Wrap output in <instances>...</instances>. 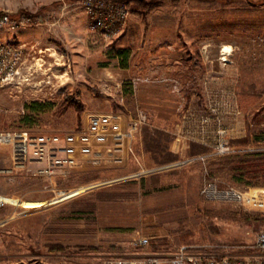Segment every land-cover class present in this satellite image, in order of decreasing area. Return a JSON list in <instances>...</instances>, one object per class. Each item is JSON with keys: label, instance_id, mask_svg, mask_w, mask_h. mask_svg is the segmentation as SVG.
Listing matches in <instances>:
<instances>
[{"label": "rangeland", "instance_id": "rangeland-1", "mask_svg": "<svg viewBox=\"0 0 264 264\" xmlns=\"http://www.w3.org/2000/svg\"><path fill=\"white\" fill-rule=\"evenodd\" d=\"M18 1L0 0V12ZM77 1L54 0L42 9L45 23L29 27L37 37L26 41L33 46L23 65L26 79L1 87L19 103L18 113L0 117V130L64 133L85 126L89 113L108 112L120 113L125 126L137 109L146 113L147 124L116 154L121 158L117 162L105 158L95 164L89 159L78 168L45 177L1 172L10 160L1 161L0 196L14 203L0 202V264H76L141 257L158 250L168 256L174 244L158 246V238L151 239L160 234L165 240L187 234L218 245L250 243L264 229V211L204 201L200 189L211 178L219 186L259 194L264 191V174L235 181L226 169L216 170L222 157L207 160V172L201 161H183L220 142L237 150L232 155L264 152V0H144L150 5L127 7L128 18L111 38L90 29ZM168 48L192 50L195 58L202 53L215 69L220 60L236 58L240 103H229L232 95L227 90L199 88L203 81L195 75L193 90L186 93L183 88L176 94L180 99L193 94V103L177 125L155 120L154 113L169 110L172 104L164 102L167 90L138 85L139 53ZM118 49L128 50V56L120 57ZM222 49L228 54L220 55ZM65 97L82 102L81 110L66 103ZM179 106L184 108L185 102ZM155 125L167 130L156 131ZM180 139L188 145L181 160L169 151ZM164 164L172 165L142 174L183 167L199 179L129 176ZM248 181L257 186H246ZM185 196L189 201L182 200ZM140 236L149 237L147 245L136 243Z\"/></svg>", "mask_w": 264, "mask_h": 264}, {"label": "built area", "instance_id": "built-area-1", "mask_svg": "<svg viewBox=\"0 0 264 264\" xmlns=\"http://www.w3.org/2000/svg\"><path fill=\"white\" fill-rule=\"evenodd\" d=\"M88 17L89 27L104 38L114 37L119 33L129 15L123 3L111 0H78ZM45 23L38 13H22L12 16L9 11L0 12V31H17L24 27H36ZM33 46L25 42L8 39L0 41V88L18 80H25L22 75L26 56ZM147 115L137 109L133 118L122 124V115L118 112L89 113L86 125L64 133L32 134L24 129L0 130V146L10 151V165L1 172L10 174L14 171L31 172L34 175L50 177L59 172L82 166L85 160L101 163L105 158L119 161L116 155L124 145L129 144L147 124ZM233 146V145H232ZM130 150V146H128ZM237 150L227 142L217 143L214 149L185 159L183 162L201 161L204 171L205 163L210 158L232 155ZM178 164V163H175ZM35 165V167H33ZM172 165V164H171ZM170 165V166H171ZM136 172L139 176L143 172ZM146 174V173H145ZM143 175V174H142ZM264 191L254 193L243 191L234 186H219L214 179H206L200 189V195L207 202H229L249 210L264 211ZM149 237L140 236L136 243L145 246ZM261 254L250 257L223 254L225 245L179 246L167 259L146 255L143 257H109L76 264H264V229L259 230L252 245ZM8 264H47L33 261L31 263L12 262Z\"/></svg>", "mask_w": 264, "mask_h": 264}, {"label": "crops", "instance_id": "crops-1", "mask_svg": "<svg viewBox=\"0 0 264 264\" xmlns=\"http://www.w3.org/2000/svg\"><path fill=\"white\" fill-rule=\"evenodd\" d=\"M53 1L54 0H21L18 1L16 4H9L10 11L8 9L4 11L11 12V15L14 17L19 16L22 13H28V12L38 13L42 15L44 14L42 9L49 7V5L53 3ZM35 37H37L36 33L32 29H29V27H24L14 32L5 31V30L0 31V41L12 39L15 40L16 42L28 43L26 42L28 39H33ZM226 52L222 49L219 51V54L226 55L228 54ZM29 54L30 51H28L27 56ZM139 54H140L139 55L140 60L137 68V73H138L137 75L139 82L138 85L143 88L153 86L156 89L157 88L161 89L163 93H165V91L167 90L166 94L169 96V98L166 99V101L164 102L172 104V108H169V110H167L164 107L163 108L164 111L161 110L160 113H154L153 117L155 120L169 121L170 124L177 125V122L180 121L186 114V111L188 109L187 105L193 103V94H189V97H187L186 99H184V97H181L180 99L177 95L179 93V90L181 89L183 90V88H185L186 93H189L188 89L193 90L195 75L198 77L196 79H200L201 81H203V84L198 83L199 88L201 86L207 85L209 89L219 88V89H223V91L227 90L232 95V98H228L229 99L228 102L234 104H237L239 102L238 96L240 93L239 91L240 88L239 85H237L238 61L236 60V58L229 59V61L225 63H223L220 60L219 65L216 66L217 68L215 69L214 64L211 63L210 60L206 61L202 53L200 54V58L199 57L195 58L194 51L187 49L185 50H178L174 48L161 49L160 51H157L154 54H151L149 50H144ZM152 55L153 58L150 59V56ZM157 102L158 104L162 103V101H158V100ZM184 102L186 106L181 109L179 105H181V103L183 104ZM18 104L19 103H15L14 101H12V99L8 98V93L5 88H0V110L2 108L4 109L3 113L0 112V117L13 116L12 114H14V112L18 113V110L16 109V107H18ZM238 112H239V118H241L242 113L240 110ZM229 114L231 113L229 112ZM233 114L234 116L237 115L236 112H234ZM149 116H151L150 113ZM163 125H165V123ZM163 125L160 126L155 125L154 129L156 131L167 130V128H165ZM1 130H8V129H1ZM176 131H174V133ZM185 131L187 132V130ZM169 151L172 152L175 159L176 158L180 159L184 157V154L188 151V145L184 140L181 139L175 140L174 142H172V144H170ZM9 160H10L9 148L6 146H0V162L9 161ZM169 165L164 164L159 167L153 166L150 168L158 169V170L167 169L169 168L168 167ZM33 166L35 167V165ZM140 166L143 165L140 164ZM170 170L168 173L167 171H161V172L152 173L150 175L144 174L142 175V177L138 179H199V175H196L192 171V169L179 167ZM134 174L135 173H131L129 174V176H132ZM187 198L188 197L185 196L183 197L182 200L189 201ZM1 201L10 204L14 203L13 199L0 196V202ZM26 207L35 208L37 207V205L36 206L26 205ZM165 237L166 235L160 234V235L152 236L151 239L158 238V240L155 241L157 242L158 246L167 244L168 242L173 243L174 244L173 247L175 249L174 251H176V249L182 245L197 246V247L200 245L201 246L218 245V244H214L212 240H210L209 238L208 240H197V239H193L194 237L187 234H184L178 238L175 237L173 239L170 238L166 240L163 239ZM254 239L255 236L253 237L251 242L246 245H238L236 243H224L222 245H225V248L221 249L222 251L220 252H222L223 254H229L232 256H240V257H250V256L259 255L261 253L252 247L254 243ZM174 251L172 253H169L168 256H166L165 254L162 255L159 250L157 251L158 253L152 252L149 255L155 256L158 254L160 255V257L163 256L164 259H167L174 253ZM135 254L141 255V253H135Z\"/></svg>", "mask_w": 264, "mask_h": 264}, {"label": "trees", "instance_id": "trees-1", "mask_svg": "<svg viewBox=\"0 0 264 264\" xmlns=\"http://www.w3.org/2000/svg\"><path fill=\"white\" fill-rule=\"evenodd\" d=\"M113 2L123 3L127 7L131 4L135 7H147L150 4L145 3L144 0H111ZM129 8V7H128ZM116 53L125 59L128 56V50L118 49ZM65 102L74 105L78 110L82 108V102L72 97H65ZM219 167L226 169L231 175V179L241 181L242 179H257L264 174V152H245L242 155H230L218 159ZM215 170V169H213ZM246 186H257V183L248 181Z\"/></svg>", "mask_w": 264, "mask_h": 264}, {"label": "bare ground", "instance_id": "bare-ground-1", "mask_svg": "<svg viewBox=\"0 0 264 264\" xmlns=\"http://www.w3.org/2000/svg\"><path fill=\"white\" fill-rule=\"evenodd\" d=\"M225 51V49H223Z\"/></svg>", "mask_w": 264, "mask_h": 264}]
</instances>
